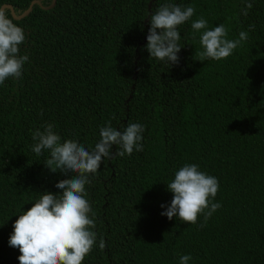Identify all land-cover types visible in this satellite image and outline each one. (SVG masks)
Here are the masks:
<instances>
[{"label": "trees", "instance_id": "16d2710c", "mask_svg": "<svg viewBox=\"0 0 264 264\" xmlns=\"http://www.w3.org/2000/svg\"><path fill=\"white\" fill-rule=\"evenodd\" d=\"M34 1L26 17L14 19L25 32L19 54L29 59L19 79L0 84V264H20L19 249L8 243L18 216L69 178L45 167L47 151H32V132L52 124L61 142L91 150L109 121L120 131L142 124L143 150L105 158L89 177L97 240L82 264H180L183 255L192 257L188 264H264V0H250L247 15L246 0L0 6L19 17ZM169 3L195 8L178 26L173 65L150 58L145 47L151 14ZM201 17L209 30L223 24L228 39L241 31L248 38L228 58L201 62V33L191 29ZM185 164L219 182L213 202L222 206L206 224L203 215L196 224L161 215L173 198L167 184Z\"/></svg>", "mask_w": 264, "mask_h": 264}, {"label": "clouds", "instance_id": "9594fccd", "mask_svg": "<svg viewBox=\"0 0 264 264\" xmlns=\"http://www.w3.org/2000/svg\"><path fill=\"white\" fill-rule=\"evenodd\" d=\"M252 6L250 0H246L244 15ZM194 13L192 6L181 7L169 3L151 14L145 46L150 58L170 65L178 64L177 54L181 50L178 26L189 21ZM254 27L249 25V30ZM191 29L194 34L201 33V62L228 58L248 38V33L241 31L238 39H228V30L223 24L209 30L207 21L202 17L192 21ZM24 42V30L14 23L10 10L0 6V84L9 78L21 77L23 66L29 59L27 55L19 54L20 45ZM143 132L144 126L139 123H130L120 131L112 127L109 121L100 128V139L91 150L76 140L61 142L52 124L43 126V131L36 129L32 132V151L37 156L47 151L49 157L44 162L45 167L69 178L55 185L60 190L58 193L43 192L13 223L8 243L19 249L20 264H82L97 240V234L93 231L95 220L89 216L92 210L86 199L89 177L97 173L105 158L131 155L134 150L142 151ZM167 189L173 198L170 205H161L166 208L161 215L169 220L178 218L182 223L196 224L198 217L203 215L206 224L222 206L213 202L219 189L217 178L200 171L196 164H185L176 171ZM105 246V241L101 239L100 250ZM190 259V255H183L180 264H188Z\"/></svg>", "mask_w": 264, "mask_h": 264}, {"label": "water", "instance_id": "95a60500", "mask_svg": "<svg viewBox=\"0 0 264 264\" xmlns=\"http://www.w3.org/2000/svg\"><path fill=\"white\" fill-rule=\"evenodd\" d=\"M35 4L38 5L39 3L37 1L32 2L30 4L29 8L19 17H15L14 12L12 11V8L10 6H5V7L10 8L11 14L14 17L15 20H20V19L26 17L30 13L33 5H35ZM55 4H56V0H52V4L49 7H47L46 10L52 9L55 6Z\"/></svg>", "mask_w": 264, "mask_h": 264}]
</instances>
